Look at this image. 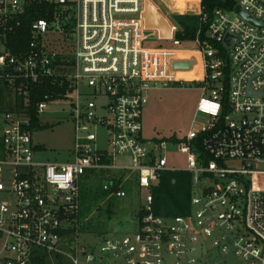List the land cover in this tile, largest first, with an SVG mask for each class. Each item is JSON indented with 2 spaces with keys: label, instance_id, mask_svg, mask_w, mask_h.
I'll return each instance as SVG.
<instances>
[{
  "label": "built area",
  "instance_id": "2783aa9c",
  "mask_svg": "<svg viewBox=\"0 0 264 264\" xmlns=\"http://www.w3.org/2000/svg\"><path fill=\"white\" fill-rule=\"evenodd\" d=\"M235 1L264 22V0ZM37 4L52 7L50 18L35 19L27 49L13 53L9 36ZM235 7L213 16L202 7L199 15L209 27L205 34L200 27L190 42L196 47L187 48L171 21L170 45L148 44L144 0H0V88L11 86L24 105L3 114L0 264H34L41 250L60 252L64 234L78 221L83 183L91 188L96 172L105 173L102 187L117 197L128 195L120 180L135 178L146 191L138 230L94 245L77 241L72 264H222L231 256L264 264V25ZM58 33L76 37L69 64L60 63L57 42L48 38ZM190 72L196 75L187 78ZM56 78L68 82L73 159L42 162L35 159L27 108L33 88ZM186 83L201 93L187 134L146 141L150 90ZM51 98L38 102V116ZM171 144L186 155L187 167L170 164ZM233 160L240 166L228 164ZM168 170L193 174L187 215L155 213L152 190ZM109 171L121 173L108 177ZM129 171L134 175H125ZM214 250L219 257L212 259Z\"/></svg>",
  "mask_w": 264,
  "mask_h": 264
},
{
  "label": "rangeland",
  "instance_id": "374dc122",
  "mask_svg": "<svg viewBox=\"0 0 264 264\" xmlns=\"http://www.w3.org/2000/svg\"><path fill=\"white\" fill-rule=\"evenodd\" d=\"M163 13L168 14L166 6H160ZM171 20V18H170ZM173 22V19L171 20ZM145 25V22H144ZM156 29L147 30V42L150 46L170 45L169 38H161ZM57 42L56 51L61 61H73L75 58L76 37L70 38L67 34L58 33L48 36ZM55 42V43H56ZM196 47L188 45L187 48ZM68 59V60H67ZM69 70L72 68L69 67ZM187 78L194 77L193 72L186 73ZM201 97L197 84L191 86L176 84L174 86H157L150 90L148 103L143 113V137L152 142L157 139H172L185 136L190 129L195 116L198 101ZM18 103V104H17ZM21 104V99L15 97V91L9 88H0V137L6 121L5 111L14 110ZM72 108L68 99H50L46 111L41 114L43 128L35 129L33 142L37 146L35 159L42 162H67L73 159L75 146V124L72 117ZM204 119V116H199ZM101 135L104 137L105 132ZM1 141V138H0ZM169 162L178 167H187L186 155L177 150V145L169 146ZM239 160L229 161L231 166H240ZM121 172L109 171L108 177ZM135 172L129 171L125 175L131 176ZM105 173L96 172L90 180L91 195L82 196L78 221L64 234L59 251L48 252L41 250L42 264H72L69 254L73 245L78 241L81 244L94 245L105 237L120 238L138 230L139 213L144 203L146 191L136 184L125 197H117L110 191L102 192V180ZM219 257L213 252L211 258ZM222 264H245L236 256L222 261Z\"/></svg>",
  "mask_w": 264,
  "mask_h": 264
},
{
  "label": "trees",
  "instance_id": "16d2710c",
  "mask_svg": "<svg viewBox=\"0 0 264 264\" xmlns=\"http://www.w3.org/2000/svg\"><path fill=\"white\" fill-rule=\"evenodd\" d=\"M175 3V10L178 11H194L196 3L199 0H171ZM188 4V5H187ZM47 5V4H46ZM46 5L37 4L30 11L28 17L24 19L22 28L16 33L9 36L7 41L9 49L16 54H21L28 47L31 40V23L39 17H48L50 14L46 12ZM186 5V6H185ZM49 6V5H47ZM236 6L235 0H202L203 11L214 15L216 9H226L232 11ZM173 21L180 27L177 33L178 38L182 39L188 45L195 38L198 29L203 28V32L207 31L209 24L203 23L201 15L198 14H176L173 16ZM62 64H69V62L60 61ZM54 81V83H52ZM68 90V82L62 78H56L46 81L41 85L33 88V94L29 99V106L27 108L28 115L31 117L32 130L43 128L40 116L37 115V104L39 101L45 99L46 95L52 96V99L63 98ZM24 107L21 103L17 108ZM178 138V137H177ZM177 138L172 140L177 141ZM1 147V141H0ZM87 177V176H86ZM123 181V188L130 191L135 186L136 179H125ZM193 186V174L187 170H168L162 173L161 181L158 185L153 187L154 196V210L157 215L164 217H171L177 215H187L191 212V196ZM102 192L106 190L101 187ZM91 188L86 182L83 183L82 196L91 195ZM112 192V191H111ZM42 254L34 258V264H42Z\"/></svg>",
  "mask_w": 264,
  "mask_h": 264
},
{
  "label": "water",
  "instance_id": "95a60500",
  "mask_svg": "<svg viewBox=\"0 0 264 264\" xmlns=\"http://www.w3.org/2000/svg\"><path fill=\"white\" fill-rule=\"evenodd\" d=\"M235 11L256 25H264V22H261L249 16L246 12L242 10V8L239 5L235 7ZM142 16H143L145 26L147 29L158 30L161 38L171 37L172 32H171V27L168 21L164 18V16L159 11V9H157L150 1H145V10L143 11ZM232 40L233 38L231 36L226 37V41L229 44L232 42ZM174 66L189 68L191 66V63L190 62H176Z\"/></svg>",
  "mask_w": 264,
  "mask_h": 264
},
{
  "label": "crops",
  "instance_id": "0c3cea01",
  "mask_svg": "<svg viewBox=\"0 0 264 264\" xmlns=\"http://www.w3.org/2000/svg\"><path fill=\"white\" fill-rule=\"evenodd\" d=\"M145 1H150L159 11L162 13L164 18L168 21V23L173 19V16L176 14H200L202 11V0H199L198 3H196V9L194 8V11H178L175 10V3L174 1L172 2L171 0H144V10H145ZM161 5H164L168 9V14L166 15L163 13L161 9ZM188 5V4H187ZM186 6V5H185ZM171 18V20H170ZM174 22V21H173Z\"/></svg>",
  "mask_w": 264,
  "mask_h": 264
}]
</instances>
